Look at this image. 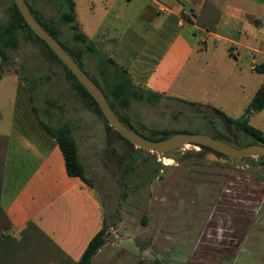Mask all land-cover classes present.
Segmentation results:
<instances>
[{
    "label": "rangeland",
    "instance_id": "374dc122",
    "mask_svg": "<svg viewBox=\"0 0 264 264\" xmlns=\"http://www.w3.org/2000/svg\"><path fill=\"white\" fill-rule=\"evenodd\" d=\"M27 1L83 71L108 92L120 75L101 63L102 45L92 52L73 39L74 31L62 20L68 10L64 0ZM13 7V0H0V25L14 21ZM17 34L19 46L6 47L9 61L4 65L0 59V66L30 89L40 119L52 129L70 132L104 207L106 243L92 264H264L262 159L209 161L212 152L192 144L167 154L136 150L73 87L66 66L44 44L24 29ZM9 83L1 88L0 111L15 94ZM113 103L120 118L149 140L161 138L157 131L164 130L219 135L239 147L257 142L208 107L165 97L129 99L127 106ZM4 113L16 117L13 110ZM262 122L264 112L251 125L260 128Z\"/></svg>",
    "mask_w": 264,
    "mask_h": 264
},
{
    "label": "crops",
    "instance_id": "0c3cea01",
    "mask_svg": "<svg viewBox=\"0 0 264 264\" xmlns=\"http://www.w3.org/2000/svg\"><path fill=\"white\" fill-rule=\"evenodd\" d=\"M72 1L79 31L143 93L238 120L264 83L255 71L264 63V0ZM6 82L15 94L0 111V264H77L105 228L102 201L68 174L30 89L5 74L0 96ZM253 128L264 134V122Z\"/></svg>",
    "mask_w": 264,
    "mask_h": 264
},
{
    "label": "trees",
    "instance_id": "16d2710c",
    "mask_svg": "<svg viewBox=\"0 0 264 264\" xmlns=\"http://www.w3.org/2000/svg\"><path fill=\"white\" fill-rule=\"evenodd\" d=\"M26 3L28 4L30 10L32 11L33 15L37 19V21L48 31L49 34L53 35L56 39L58 38L55 34V31L51 29L46 23H44L41 18L37 15V13L33 10L32 6L28 3L27 0H25ZM63 6H66L68 10L62 14V20L70 25V28L73 33V39L77 42H81L85 45V47L94 52V46L88 42L86 37L84 36L83 33L79 31V26L76 22V17H75V4L72 0H64V2H61ZM14 14H15V19L12 21V23L8 25H0V59L2 64H8L9 57L6 53V47L7 46H13V47H18L19 46V38L17 31L20 29L26 30L27 36L31 38H35L38 41H40L42 44H44L47 49L49 50L50 54L55 58L57 61H59L62 65L63 63L59 60V58L48 48L46 43L42 40H40L32 31L31 29L26 25V22L24 21L23 17L21 16L19 10L15 6L14 3ZM58 41V40H57ZM64 47V46H63ZM65 48V47H64ZM75 59L76 57L67 49L65 48ZM77 63L78 59H75ZM101 63H107L111 65L115 72L116 75H120L117 77V82L109 89L108 92H106L104 89H102L98 83L93 80L98 87L104 92L111 108L114 110L116 115L119 117V119L128 127H130L124 120L120 118L118 113L115 110V105L114 102H119L120 105L122 106H127L129 103V99H136V100H144L146 99L149 102H154L155 100H158L162 98L160 95L152 94V93H143L140 90H138L133 84L132 81L128 75V73L119 67H117L111 60H108L106 58H103L100 60ZM65 67V65H63ZM80 66V64H79ZM81 67V66H80ZM67 70L68 75L70 78L74 80V85L73 87L76 90H79L80 93L83 95V97L88 98L93 106L95 112L102 117L103 119L104 116L99 108V106L96 104L92 96L87 92V90L78 82V80L75 78V76L65 67ZM255 71L260 74H264V63L258 65L255 67ZM7 74L3 71V68L0 66V81L3 78V76ZM110 95V96H109ZM192 106H196L193 104H190ZM264 109V83L261 85L259 90L257 91L256 95L254 96L253 100L251 101L250 105L247 107L245 110L244 115L238 119L234 120L231 118H228L224 115H222L225 120L233 125V128L235 131L244 133L248 137H253L257 142L255 144H261L264 145V134L253 128L250 124V118L256 114L261 112ZM44 128L46 131L52 135L58 142V145L64 155L65 159V164H66V169L67 172L70 176L76 177L81 179L84 183H86L88 186L93 187V183L87 178L86 172H85V167L82 164L80 157H79V151H78V146L74 138L70 136V132L65 128V127H60L58 129H52L49 127L47 124H43ZM133 129L132 127H130ZM134 130V129H133ZM135 131V130H134ZM157 133L163 134L161 138H156V139H150L153 141H158V140H164L167 139L165 135L167 134L169 137L174 136L177 134H181L180 132H173V133H168L164 130L162 131H157ZM119 138L123 140L125 143L131 145L130 142L125 140L123 137H121L118 134ZM217 139H222L219 135L213 136ZM201 149V152H213L211 149L199 146ZM138 151H142V149H136ZM216 154L218 157H224L216 152H213ZM190 153H187L189 155ZM225 159H228L227 157H224ZM264 161V158H260ZM106 239H105V228L102 230L94 239L90 242L88 248L84 252L82 258L77 264H92L93 258L99 253V251L102 249V247L105 245Z\"/></svg>",
    "mask_w": 264,
    "mask_h": 264
},
{
    "label": "water",
    "instance_id": "95a60500",
    "mask_svg": "<svg viewBox=\"0 0 264 264\" xmlns=\"http://www.w3.org/2000/svg\"><path fill=\"white\" fill-rule=\"evenodd\" d=\"M19 10L26 25L48 48L59 58L67 69L75 76L78 82L92 96L99 106L104 118L113 129L114 133L119 134L130 142L137 149H142L150 153L167 154L183 146L192 144L211 149L228 159L244 158H264V145L253 144L246 147H239L236 143L231 144L203 133H181L171 136L164 140L153 141L140 135L127 125H125L114 110L111 108L104 92L98 85L83 71L72 55L48 33V31L37 21L25 0H13ZM207 155V160L220 163H227L228 159L218 157L214 153Z\"/></svg>",
    "mask_w": 264,
    "mask_h": 264
}]
</instances>
